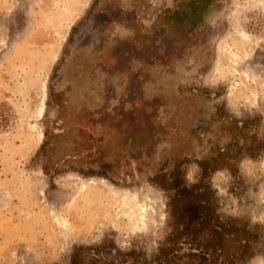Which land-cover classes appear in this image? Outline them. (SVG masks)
I'll return each instance as SVG.
<instances>
[{
  "label": "rangeland",
  "instance_id": "1",
  "mask_svg": "<svg viewBox=\"0 0 264 264\" xmlns=\"http://www.w3.org/2000/svg\"><path fill=\"white\" fill-rule=\"evenodd\" d=\"M0 264H264V0H0Z\"/></svg>",
  "mask_w": 264,
  "mask_h": 264
},
{
  "label": "trees",
  "instance_id": "2",
  "mask_svg": "<svg viewBox=\"0 0 264 264\" xmlns=\"http://www.w3.org/2000/svg\"><path fill=\"white\" fill-rule=\"evenodd\" d=\"M204 175L189 184L187 193L183 195L174 185L171 178L167 185H161L163 189L172 190L168 196V212L176 225L182 223L181 212L184 204L194 205L195 218L190 222L192 225H197L198 237H202L204 232L211 230L213 237L221 241L225 231L227 230L226 223L221 222L215 215L212 206V191L209 189L206 182L203 180ZM158 254H163L162 249Z\"/></svg>",
  "mask_w": 264,
  "mask_h": 264
}]
</instances>
